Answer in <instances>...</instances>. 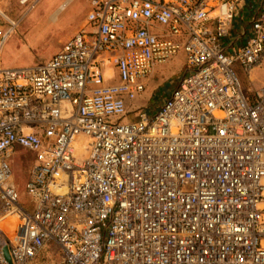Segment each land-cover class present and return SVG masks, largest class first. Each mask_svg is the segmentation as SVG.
<instances>
[{"label": "built area", "instance_id": "2783aa9c", "mask_svg": "<svg viewBox=\"0 0 264 264\" xmlns=\"http://www.w3.org/2000/svg\"><path fill=\"white\" fill-rule=\"evenodd\" d=\"M243 1L90 0L47 62L0 59V223H18L0 229V264H35L50 243L63 264H264V88L250 101L236 70L264 61V5L233 34ZM180 51L156 110L116 122ZM17 148L35 154L33 212Z\"/></svg>", "mask_w": 264, "mask_h": 264}, {"label": "rangeland", "instance_id": "374dc122", "mask_svg": "<svg viewBox=\"0 0 264 264\" xmlns=\"http://www.w3.org/2000/svg\"><path fill=\"white\" fill-rule=\"evenodd\" d=\"M68 0H36L21 5L19 0H2L0 3V30L7 31L15 24L10 37L0 50V59L5 67L34 66L50 60L77 32L86 28V19L90 9V0H74L60 7ZM59 11V12H58ZM257 11V10H256ZM58 12L54 20L51 16ZM185 54L180 51L169 62L157 68L146 91L130 102L129 114L116 122L130 123L138 119L141 111L153 112L173 90L181 74L184 73ZM243 92L250 101H254L258 92L264 88V61L251 75L240 65H236ZM110 83L119 81L113 71ZM35 162V154L19 148L11 159L12 176L19 191L20 204L29 212L35 208L34 199L27 192L29 173ZM35 264H63L61 249L50 243L35 261Z\"/></svg>", "mask_w": 264, "mask_h": 264}, {"label": "crops", "instance_id": "0c3cea01", "mask_svg": "<svg viewBox=\"0 0 264 264\" xmlns=\"http://www.w3.org/2000/svg\"><path fill=\"white\" fill-rule=\"evenodd\" d=\"M262 4L264 5V0H244L242 2V4H240V7L238 8V15H237V17L233 23V28H232L233 34H236L239 32V30L241 28L240 26H241V23L243 22V20L246 19L248 16H252L256 12V10H258L262 6ZM185 67H186V58H185L184 68ZM157 68L155 69V73H154L155 76L157 73ZM182 75H183V73L181 74V77H182ZM181 77H180V79H181ZM170 92L167 93L166 97L170 94ZM18 150H19V148L16 149V152ZM30 173H29V175H30Z\"/></svg>", "mask_w": 264, "mask_h": 264}, {"label": "bare ground", "instance_id": "6f19581e", "mask_svg": "<svg viewBox=\"0 0 264 264\" xmlns=\"http://www.w3.org/2000/svg\"><path fill=\"white\" fill-rule=\"evenodd\" d=\"M72 0H68V2H66L64 5H62L59 9V11H61L63 8H65L66 5L69 4V2H71ZM58 11V12H59ZM58 12H56L55 14H53L51 16V19L54 20L55 17L57 16ZM4 47V46H3ZM3 222L0 223V229L2 231H4L6 234H8L9 236L13 237L14 235V231L16 226L18 225L17 223V219L16 218H9V219H5L2 220Z\"/></svg>", "mask_w": 264, "mask_h": 264}]
</instances>
